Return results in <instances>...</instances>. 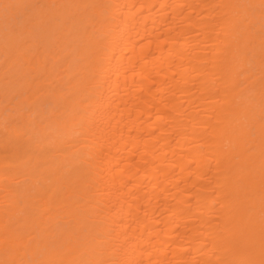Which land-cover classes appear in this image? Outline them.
<instances>
[{
    "label": "bare ground",
    "instance_id": "6f19581e",
    "mask_svg": "<svg viewBox=\"0 0 264 264\" xmlns=\"http://www.w3.org/2000/svg\"><path fill=\"white\" fill-rule=\"evenodd\" d=\"M0 264H264V0H0Z\"/></svg>",
    "mask_w": 264,
    "mask_h": 264
}]
</instances>
